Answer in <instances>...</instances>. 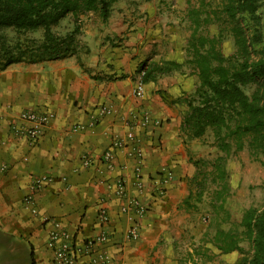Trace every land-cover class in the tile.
Segmentation results:
<instances>
[{
	"label": "crops",
	"instance_id": "obj_1",
	"mask_svg": "<svg viewBox=\"0 0 264 264\" xmlns=\"http://www.w3.org/2000/svg\"><path fill=\"white\" fill-rule=\"evenodd\" d=\"M151 5L135 2L114 11L106 28L87 29L79 49L88 55L14 64L0 72V264H56L49 247L56 230L79 249L75 264H173V254L180 260L174 244L158 242L167 229L163 213L185 208L189 189L181 177L193 162L179 131L186 112L180 79L172 72L141 84L138 77L145 61H174L164 57L162 21L149 23ZM122 6L118 1L114 9ZM23 111L51 114L35 141L21 132L30 126L20 117ZM116 139L122 147L112 146ZM106 151L109 162L102 157ZM163 170L172 178L158 194ZM40 176L50 181L31 193L32 180ZM119 179L124 198L116 194ZM132 198L147 207L144 215L121 211ZM100 209L107 214L102 224ZM134 224L137 237L128 239ZM102 232L106 241L86 254V241ZM101 252L108 261L91 262Z\"/></svg>",
	"mask_w": 264,
	"mask_h": 264
},
{
	"label": "trees",
	"instance_id": "obj_2",
	"mask_svg": "<svg viewBox=\"0 0 264 264\" xmlns=\"http://www.w3.org/2000/svg\"><path fill=\"white\" fill-rule=\"evenodd\" d=\"M118 1L0 0V72L12 64H40L77 56V39L72 34L59 37L52 32V27L68 15L78 18L93 13L106 21L112 5ZM219 1L218 8L205 14L202 20L199 11L187 12L192 33L185 48L184 64L196 76L197 83L193 93L180 100L186 112L179 131L187 142L210 135L218 155L211 162H193L196 172L182 202L185 208L194 205L193 188L195 202H199L206 185L213 187L215 200L223 203L229 191L226 160L231 155L246 148L253 155L264 157V56H253V48L262 41L257 13L262 0ZM210 22L228 29L234 45L232 56L222 54L218 36H204L199 32L201 24L206 26ZM35 32H41L38 41L27 36ZM7 33L14 37L8 39ZM180 67L181 64L173 61H145L137 73L142 74L140 83L146 84ZM247 87H253L251 94L245 92ZM240 225L251 247L249 254H244L239 246L240 233L216 232L212 245L222 254L234 251L242 254L238 264H264V208L247 209ZM187 262L197 264L192 254L188 255Z\"/></svg>",
	"mask_w": 264,
	"mask_h": 264
},
{
	"label": "rangeland",
	"instance_id": "obj_3",
	"mask_svg": "<svg viewBox=\"0 0 264 264\" xmlns=\"http://www.w3.org/2000/svg\"><path fill=\"white\" fill-rule=\"evenodd\" d=\"M135 2H148L152 4L151 6H153L155 15L154 19L149 23H153L156 20L162 21L165 27L163 29L164 33H162L164 38L162 45L164 57L167 55H169L167 57L173 56V62L181 64L180 69L173 73L174 75L172 74V76L180 79L181 85L184 88V91H181V93H185V96L191 95L195 89L197 79L187 65L184 64L186 60L185 48L192 33V26L188 20L187 12L189 10L199 11V18L202 20L205 18V14L207 15V13L218 8L220 1L119 0L120 5L124 3V6L120 9H114L115 4H113L110 16L114 11L119 13L129 10ZM257 11L260 16L259 24L262 41L258 46L253 48L254 57H258L261 54L264 56V0H262ZM88 15L85 14L78 18L68 15L52 27V32L59 37L72 34L78 43L83 44V34L87 29L99 30L101 26L106 28L105 23L110 19L109 16L106 21H101L99 17H93V19H91L92 17L87 18ZM209 18L212 20L211 15ZM227 31L228 29L226 30L225 26L220 23L215 24V22H210L206 26L201 24L199 27V32L204 36L219 37L218 47L225 57L232 56L234 53L233 40ZM27 36L38 41L41 39V32L31 33ZM13 37L12 33H7L8 39H12ZM170 39H172V42H169ZM83 49H79L78 55H88ZM17 64L24 65V63ZM252 90L253 87H247L245 92L251 94ZM27 112L29 111L21 112L20 117ZM187 154L192 162L204 161L205 163L211 162L218 155L212 146L210 135H206L202 139L188 141ZM188 167L190 171L186 172L184 177H181L182 183H185L184 186L187 189H189V178L196 172L192 164L188 163ZM226 170L228 173L229 191L228 196L222 204L213 197V187L206 185L204 195L199 202H195L196 189L193 188L194 197L191 201L194 204L193 207L171 209L163 213L167 229L161 236V241L158 244L160 246L163 244H174L173 247L175 248L173 249L175 250L177 247L179 250L178 254L180 255V260L175 259L174 254L173 256L171 255L170 263L187 264L188 262L187 259L185 260V257L188 253L193 255V259L197 264H238L243 256L242 254L236 251L222 254L212 245L211 240L215 233L219 231L240 233L241 241L239 246L242 248L244 254L250 253L251 247L242 235L244 229L240 225V222L247 209L254 208L261 210L264 208V157L255 156L245 148L238 154L227 158ZM164 172L165 170L162 171L163 174H165ZM171 178L172 176L170 175L169 180ZM194 250L197 252L196 254L193 252Z\"/></svg>",
	"mask_w": 264,
	"mask_h": 264
},
{
	"label": "built area",
	"instance_id": "obj_4",
	"mask_svg": "<svg viewBox=\"0 0 264 264\" xmlns=\"http://www.w3.org/2000/svg\"><path fill=\"white\" fill-rule=\"evenodd\" d=\"M141 75L139 74V78L141 79ZM141 94V89L140 87H137L135 90L134 95L139 96ZM101 114L105 113V110L103 108H100ZM22 119L25 120L30 124V126L24 130H21V132L24 133V135L29 138L31 141H35L41 131V128L46 125L48 122V119L51 118V115L48 113H35L32 111H29L27 113H24L22 116ZM143 120H148V116L144 115ZM19 130H14V132H18ZM113 147L120 148L122 147V143L119 139H116L113 142ZM103 160L106 162H109L111 159V153L106 151L102 155ZM139 171V165L135 168V172ZM163 178L158 182L156 190L158 194H162L163 191V185H165L169 178V172H164ZM140 178V177H137ZM50 181V178L46 176H40L36 177L32 180L31 182V187L30 191L31 193H34L38 191L43 185L47 184ZM138 186L141 187V183H138ZM115 188H116V194L120 198L125 197V188H124V183L122 180H118L115 183ZM27 201H31V199L28 197ZM131 208L138 216H142L146 213L147 207L143 206L136 200L135 198H132L129 200L126 204V206L121 207V211H125V209ZM97 219L98 221L102 224L107 222V214L104 209H100L99 212L97 213ZM126 237L128 239H135L137 237V225H132L129 227V229L126 231ZM50 242H49V247H52L54 250V259L56 264H75L76 259L79 256V249H76L72 247L70 244L66 243V236L61 234L59 231H53L52 234L49 236ZM62 239L61 243L58 246H55L54 244L57 240ZM106 241V234L105 232H102L95 236L94 238H91L86 241L84 244V252L86 254L91 253V250L93 246L96 244H103ZM92 256V255H91ZM91 262H100V263H106L107 257L105 252H101L95 256L90 257Z\"/></svg>",
	"mask_w": 264,
	"mask_h": 264
}]
</instances>
